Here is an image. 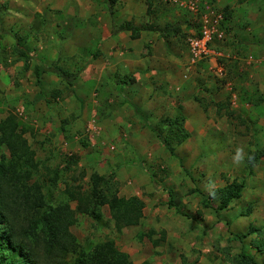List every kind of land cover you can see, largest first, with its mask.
<instances>
[{"label":"rangeland","instance_id":"1","mask_svg":"<svg viewBox=\"0 0 264 264\" xmlns=\"http://www.w3.org/2000/svg\"><path fill=\"white\" fill-rule=\"evenodd\" d=\"M243 1L117 0L111 9L110 0H0V121L14 115L25 130L35 162L22 163L31 172L27 184L44 195L35 209L16 179L0 186V264H72L106 240L136 264H238L242 252L264 264L253 245L256 229L264 230V49L248 55L229 35ZM205 15L212 22L222 16V77L186 52ZM112 22L180 24L181 33L142 31L135 39L130 31L113 35ZM256 65H263L257 80L250 75ZM40 67L47 68L41 84ZM216 109L230 128L213 125ZM179 116L183 140L169 127ZM237 148L245 153L240 164ZM2 155L11 158L5 145ZM94 173L105 177L108 194L144 201L137 225L117 228L107 205L78 210L65 189L91 194ZM234 181L244 183L241 196L211 207ZM64 203L76 211L69 231L79 247L47 259L36 221Z\"/></svg>","mask_w":264,"mask_h":264},{"label":"trees","instance_id":"2","mask_svg":"<svg viewBox=\"0 0 264 264\" xmlns=\"http://www.w3.org/2000/svg\"><path fill=\"white\" fill-rule=\"evenodd\" d=\"M117 0H110V8L112 9ZM178 25V26H177ZM130 31L132 38H138L140 32L142 31H156L165 34H176L181 33L180 24L173 26L159 27L156 25L147 24L144 26L134 25L132 22H126L122 24H117L112 22V34L116 35L120 32ZM18 51L27 55L28 52L24 48H18ZM27 51V52H26ZM47 71V68L40 67L39 69V80L38 83L41 84V73ZM60 74V73H59ZM42 95H39V99ZM179 119V122H177ZM174 122H170L169 127L177 126L176 139L183 140L187 131L184 128V116H179ZM173 125V126H172ZM167 132V131H166ZM158 138L170 151L173 148L170 146V142L167 138V134L163 131H156ZM25 130L20 127L19 122L14 115H9L5 119L0 121V147L5 145L11 155L8 158L7 155H2L0 160V186H2L7 181L13 183L16 179L18 184V190L24 193L27 197V206L39 207L44 205V195L41 190H33L35 185H28L27 182L30 179V171H26L22 163L31 162V166H35L34 162V152L31 149L28 139L24 136ZM180 135V136H178ZM178 140V141H179ZM15 161V164H14ZM19 163V164H17ZM34 163V165H33ZM22 174H26V177H22ZM92 193L85 194L80 189L67 187L65 193L71 200H76L78 202V210L80 212H88L92 206V211L95 210L97 206L107 205L111 211L112 217L114 219L117 228L121 229L123 227H128L132 225H137L144 215L145 203L143 200L136 196L131 197H121L118 196L116 192L108 194L104 188H101V182L104 180V176L94 173L92 176ZM244 183H239L234 181L231 184L221 188L220 195L224 199V202L216 206L210 203V206L215 209H223L228 203L237 199L241 196ZM170 205H174V199L172 193L170 192ZM94 213V212H93ZM76 222V211L73 210L69 203L60 204L54 208L45 210L39 220L36 221V225H41L40 231L35 235V240L42 243L45 247V258L49 259L58 250L62 253H67L70 250H77L79 243L76 237L70 233L69 226ZM259 235L260 241H253V245L256 248L264 252V230L256 229ZM1 247V243H0ZM72 264H136L134 263L129 255L121 251L112 240H106L97 244L92 251L83 252L81 251L76 256ZM140 264H151L149 261H145ZM238 264H259L256 258L246 252L240 254Z\"/></svg>","mask_w":264,"mask_h":264},{"label":"crops","instance_id":"3","mask_svg":"<svg viewBox=\"0 0 264 264\" xmlns=\"http://www.w3.org/2000/svg\"><path fill=\"white\" fill-rule=\"evenodd\" d=\"M226 0H218V3L222 4ZM263 0H245L242 2L240 5H235L236 7H240V12L237 11V14L231 19L230 21V36H234L236 39L237 44L239 42L242 43L240 45L241 47H245L246 45V51L247 54H255L258 53L262 48L264 49V11H258L257 9H261L260 6L262 5L260 2ZM230 3H233L230 1ZM258 3V4H257ZM128 32V31H127ZM144 33L142 34L143 37L144 34L147 31H143ZM148 33V32H147ZM146 33V34H147ZM151 34H155L156 37L158 38V34L156 32H150ZM190 35L189 37H191ZM195 36V35H194ZM148 37V36H147ZM188 37V39H189ZM142 39V37L140 38ZM187 39V41H188ZM261 41V43H258ZM147 43V42H146ZM260 44V45H259ZM158 47L160 49V45L158 44ZM216 48H222L223 45L222 43L216 42L215 43ZM187 55L191 57L190 55V48L189 45L187 47ZM157 54V53H155ZM259 55V54H258ZM156 56V55H155ZM187 56V57H188ZM231 58H229L230 60ZM254 59V56H253ZM259 61V60H255ZM205 63L207 66H209L208 63L206 62H201ZM235 64V62H233ZM144 65V64H143ZM140 65L138 70H143L144 66ZM255 65V64H254ZM263 65H256V66H251L250 67V75L252 76L253 79L259 78L261 79V70H262ZM205 65H204V70H202L203 76H208V71ZM210 68V67H209ZM206 72V73H205ZM233 82V81H231ZM247 85H250V83H246ZM189 96H186L185 98L182 97V99H187ZM187 104L190 106L192 105V102L188 100ZM202 115L205 114V112L201 109ZM217 114L219 116H217ZM216 117L220 118V122L218 123H213L216 127L223 128L226 126L225 129L230 128L228 123L226 122L228 120V115L226 113H223L222 111L219 112L218 109H216Z\"/></svg>","mask_w":264,"mask_h":264},{"label":"built area","instance_id":"4","mask_svg":"<svg viewBox=\"0 0 264 264\" xmlns=\"http://www.w3.org/2000/svg\"><path fill=\"white\" fill-rule=\"evenodd\" d=\"M215 21H211L207 15L204 16V24L199 33L188 39L190 48V59L192 64L206 62L212 72L218 76L226 73L225 65L222 61L223 54L215 47L216 42L224 38V33L217 27L222 16H216Z\"/></svg>","mask_w":264,"mask_h":264},{"label":"clouds","instance_id":"5","mask_svg":"<svg viewBox=\"0 0 264 264\" xmlns=\"http://www.w3.org/2000/svg\"><path fill=\"white\" fill-rule=\"evenodd\" d=\"M245 158V153H244V150L242 148H237L236 150V154L234 156V162L237 163V164H240L243 162Z\"/></svg>","mask_w":264,"mask_h":264}]
</instances>
